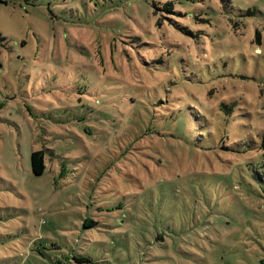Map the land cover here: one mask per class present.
<instances>
[{
  "label": "rangeland",
  "instance_id": "rangeland-1",
  "mask_svg": "<svg viewBox=\"0 0 264 264\" xmlns=\"http://www.w3.org/2000/svg\"><path fill=\"white\" fill-rule=\"evenodd\" d=\"M263 145L264 0H0V264H264Z\"/></svg>",
  "mask_w": 264,
  "mask_h": 264
},
{
  "label": "trees",
  "instance_id": "trees-1",
  "mask_svg": "<svg viewBox=\"0 0 264 264\" xmlns=\"http://www.w3.org/2000/svg\"><path fill=\"white\" fill-rule=\"evenodd\" d=\"M31 169H32V174L34 176H41L44 174L46 170V164H45V155L43 154L42 151L32 152ZM96 224L97 222L88 219L87 221H85L83 227L91 228ZM104 238L108 240L109 236H104ZM142 238H145V237H142ZM155 238L156 236L154 235L151 239H148L143 245L141 238L139 237L133 238L130 230H128L127 235H126V246L127 248H129V250H132L133 248L138 249V248L143 247L146 252L144 254L147 256L146 262L149 264H152L154 262L165 263L166 261H171L173 257H172V253L168 252L169 242L167 240L166 234L159 235L156 239ZM81 249H84V248L74 249L78 251L73 252V255L68 258L67 262L69 264L71 263L74 264V262L76 264H93V260L91 256L86 255V253H83V254L80 253ZM150 250H152L154 253L152 256L147 254L148 251ZM41 255L44 257L45 255H49V254L48 252L44 251ZM51 264H63V262L60 259H58L57 261L52 262Z\"/></svg>",
  "mask_w": 264,
  "mask_h": 264
}]
</instances>
